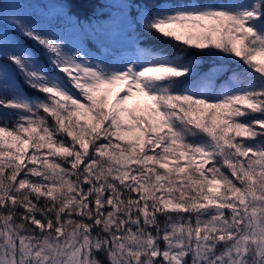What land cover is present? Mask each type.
Returning <instances> with one entry per match:
<instances>
[{
	"label": "snow or ice",
	"instance_id": "snow-or-ice-1",
	"mask_svg": "<svg viewBox=\"0 0 264 264\" xmlns=\"http://www.w3.org/2000/svg\"><path fill=\"white\" fill-rule=\"evenodd\" d=\"M93 2H0V264H264V0Z\"/></svg>",
	"mask_w": 264,
	"mask_h": 264
},
{
	"label": "trees",
	"instance_id": "trees-1",
	"mask_svg": "<svg viewBox=\"0 0 264 264\" xmlns=\"http://www.w3.org/2000/svg\"><path fill=\"white\" fill-rule=\"evenodd\" d=\"M102 6L103 5L99 3V0H96V2H93V3L76 4L73 6V11L76 12L78 15H80L82 18H84L90 15L94 8H103ZM19 38L22 43L31 44V42H29L23 37H19ZM198 58L199 60L202 61V63L200 64V68H199L201 72H207L213 66L214 63L216 64L220 63L219 60H215V58L211 56H199ZM227 63L230 68H236L237 64H239V61H236L235 63H233L232 61H228ZM240 67L241 69L243 68L242 65ZM229 74L230 73H223L222 75L218 76L217 82H222Z\"/></svg>",
	"mask_w": 264,
	"mask_h": 264
},
{
	"label": "rangeland",
	"instance_id": "rangeland-1",
	"mask_svg": "<svg viewBox=\"0 0 264 264\" xmlns=\"http://www.w3.org/2000/svg\"><path fill=\"white\" fill-rule=\"evenodd\" d=\"M0 2H3V3H14L16 2V0H0ZM103 7V6H102ZM20 39V38H19ZM30 42V41H29ZM34 46V45H33ZM35 47V46H34Z\"/></svg>",
	"mask_w": 264,
	"mask_h": 264
}]
</instances>
